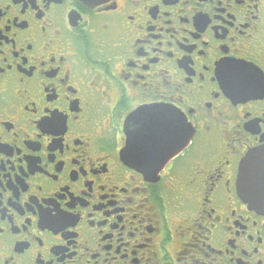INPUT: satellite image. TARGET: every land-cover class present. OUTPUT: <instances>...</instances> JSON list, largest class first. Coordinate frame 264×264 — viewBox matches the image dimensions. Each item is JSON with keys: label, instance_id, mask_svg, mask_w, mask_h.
<instances>
[{"label": "flooded vegetation", "instance_id": "1", "mask_svg": "<svg viewBox=\"0 0 264 264\" xmlns=\"http://www.w3.org/2000/svg\"><path fill=\"white\" fill-rule=\"evenodd\" d=\"M222 65L258 70L237 100ZM259 72L264 0H0V264H264L237 187ZM154 105L186 130L146 131L164 148L133 167L127 118Z\"/></svg>", "mask_w": 264, "mask_h": 264}, {"label": "snow or ice", "instance_id": "2", "mask_svg": "<svg viewBox=\"0 0 264 264\" xmlns=\"http://www.w3.org/2000/svg\"><path fill=\"white\" fill-rule=\"evenodd\" d=\"M231 62H229L230 64ZM258 70L250 67L233 68L222 65L217 75L223 85V90L234 100L243 95L249 88V83L245 79H234L233 73H245L248 77L253 76ZM260 81L264 82V72H259ZM168 113L167 116L164 113ZM128 122H136L139 125L138 132L129 131V138L123 153H127L126 163L133 167L148 165L154 154L164 148V143L158 138H144L143 134L150 130L160 127L162 124L169 128L172 134H179L186 130L187 117L183 113L175 110L164 109L161 105L153 107H140L128 116ZM144 170V167H141ZM147 174V173H145ZM252 203V200H249ZM62 215H64L62 213ZM69 220L71 218H68Z\"/></svg>", "mask_w": 264, "mask_h": 264}, {"label": "water", "instance_id": "3", "mask_svg": "<svg viewBox=\"0 0 264 264\" xmlns=\"http://www.w3.org/2000/svg\"><path fill=\"white\" fill-rule=\"evenodd\" d=\"M87 3L97 0H83ZM185 145L176 144L175 147H166V158L173 157ZM237 187L240 197L251 208L264 214V145L251 149L243 157L239 165ZM249 200L253 202L250 203Z\"/></svg>", "mask_w": 264, "mask_h": 264}]
</instances>
